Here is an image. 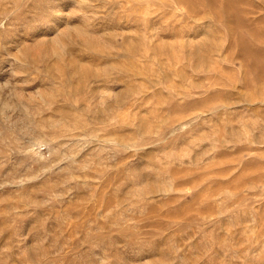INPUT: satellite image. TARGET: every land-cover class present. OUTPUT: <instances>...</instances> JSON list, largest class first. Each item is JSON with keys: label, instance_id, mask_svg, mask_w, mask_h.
Masks as SVG:
<instances>
[{"label": "rangeland", "instance_id": "obj_1", "mask_svg": "<svg viewBox=\"0 0 264 264\" xmlns=\"http://www.w3.org/2000/svg\"><path fill=\"white\" fill-rule=\"evenodd\" d=\"M0 264H264V0H0Z\"/></svg>", "mask_w": 264, "mask_h": 264}]
</instances>
